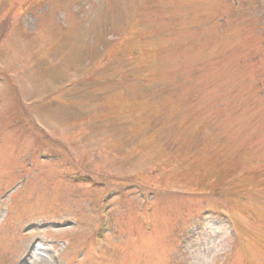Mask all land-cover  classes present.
Returning <instances> with one entry per match:
<instances>
[{
	"label": "rangeland",
	"instance_id": "rangeland-1",
	"mask_svg": "<svg viewBox=\"0 0 264 264\" xmlns=\"http://www.w3.org/2000/svg\"><path fill=\"white\" fill-rule=\"evenodd\" d=\"M0 264H264V0H0Z\"/></svg>",
	"mask_w": 264,
	"mask_h": 264
},
{
	"label": "trees",
	"instance_id": "trees-1",
	"mask_svg": "<svg viewBox=\"0 0 264 264\" xmlns=\"http://www.w3.org/2000/svg\"><path fill=\"white\" fill-rule=\"evenodd\" d=\"M257 174H258V173H256V172H253V173H246L245 176H243L242 178H243L244 180L249 181L248 183H249L250 185H253V184L257 181V179H256ZM205 182H206V181H205ZM234 182H235V181H234ZM242 186H244V185H242ZM244 187H246V186H244ZM207 188H208L207 186H203V187H201V188H200V190H201L200 194H201V193H204L205 191H207V190H208ZM236 189H239V188H236ZM211 190H214V189H211ZM214 191H215V190H214ZM213 196H214V197H218L216 194H214Z\"/></svg>",
	"mask_w": 264,
	"mask_h": 264
}]
</instances>
